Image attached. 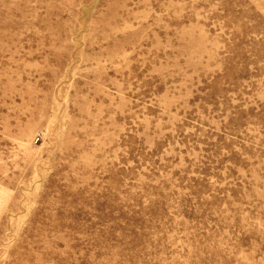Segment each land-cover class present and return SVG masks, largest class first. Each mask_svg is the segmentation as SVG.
<instances>
[{"label":"rangeland","instance_id":"obj_1","mask_svg":"<svg viewBox=\"0 0 264 264\" xmlns=\"http://www.w3.org/2000/svg\"><path fill=\"white\" fill-rule=\"evenodd\" d=\"M0 264H264V0H0Z\"/></svg>","mask_w":264,"mask_h":264}]
</instances>
